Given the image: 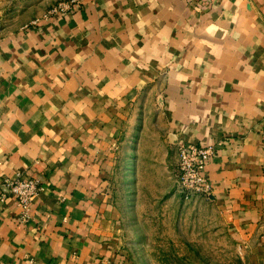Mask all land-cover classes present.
I'll list each match as a JSON object with an SVG mask.
<instances>
[{
	"label": "crops",
	"instance_id": "crops-1",
	"mask_svg": "<svg viewBox=\"0 0 264 264\" xmlns=\"http://www.w3.org/2000/svg\"><path fill=\"white\" fill-rule=\"evenodd\" d=\"M263 126L264 0H0V182L42 186L0 200V264H133L120 178L179 142L215 144L199 210L264 264Z\"/></svg>",
	"mask_w": 264,
	"mask_h": 264
},
{
	"label": "rangeland",
	"instance_id": "rangeland-1",
	"mask_svg": "<svg viewBox=\"0 0 264 264\" xmlns=\"http://www.w3.org/2000/svg\"><path fill=\"white\" fill-rule=\"evenodd\" d=\"M158 168H141L131 182L120 178L124 206L125 249L133 264H241L235 246L216 236L199 210L207 198L185 201L175 185V161ZM150 165V164H149Z\"/></svg>",
	"mask_w": 264,
	"mask_h": 264
},
{
	"label": "built area",
	"instance_id": "built-area-1",
	"mask_svg": "<svg viewBox=\"0 0 264 264\" xmlns=\"http://www.w3.org/2000/svg\"><path fill=\"white\" fill-rule=\"evenodd\" d=\"M67 3L58 5V10H65ZM264 138V126L262 128ZM215 144L195 142H179L176 146L177 164L175 185L181 198L185 201L207 198L212 190V184L204 173L205 165L215 153ZM42 186L35 177L24 176L17 171L14 176H8L0 182V200L13 195L25 213L31 200L40 192Z\"/></svg>",
	"mask_w": 264,
	"mask_h": 264
}]
</instances>
